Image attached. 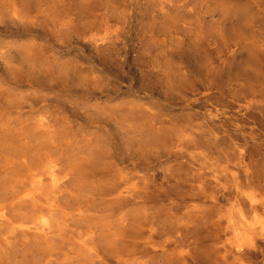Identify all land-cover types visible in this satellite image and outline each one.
<instances>
[{"label": "rangeland", "instance_id": "1", "mask_svg": "<svg viewBox=\"0 0 264 264\" xmlns=\"http://www.w3.org/2000/svg\"><path fill=\"white\" fill-rule=\"evenodd\" d=\"M15 1L21 3L23 17H0V84L20 97L25 114H49L71 125L70 131L109 144L114 140L110 113L116 107L133 109V150L114 140L117 149L104 152L108 167L133 181L129 264H163L164 248L186 246L194 240L200 250L197 258L211 253L210 238L203 240L202 218L188 217L186 212L205 208L209 214L212 170L219 149L230 156L227 146L236 139L246 142L258 157L264 156V107L259 105L264 101V56L251 73L237 49L240 46V53L242 47L244 53L249 32L227 31L224 39L213 40L208 36L211 33L197 39L192 29L186 35L180 28L170 31L161 16L155 22L158 16L152 18L154 12L143 0ZM247 2L240 0L239 5L245 7ZM159 21L163 23L156 25ZM161 24L164 29L161 26L159 31L156 26ZM104 31L110 32L108 42L98 43L94 36ZM256 32L259 40L264 39L260 36L264 31ZM4 47L17 49L25 60L8 56ZM254 73L258 78L251 89ZM252 95L257 99L245 109ZM96 109L102 115L90 118L88 113ZM215 129L224 137L222 147L212 140ZM118 208L127 211V202ZM181 216H186L185 223ZM171 217L176 218L175 226H182L178 236L169 232ZM190 222L193 225L185 232Z\"/></svg>", "mask_w": 264, "mask_h": 264}, {"label": "bare ground", "instance_id": "2", "mask_svg": "<svg viewBox=\"0 0 264 264\" xmlns=\"http://www.w3.org/2000/svg\"><path fill=\"white\" fill-rule=\"evenodd\" d=\"M145 1L154 12L152 18L158 16L154 18L155 22L161 16L170 31L192 29L197 39L206 33H211L208 36L212 39H224L227 31H248L244 53L242 47L239 53V45L237 49L238 55L244 54L246 70L251 73L264 56V39L259 40L255 35L257 30L264 31V0H248L245 7L239 5L240 0ZM5 15L22 18L21 3L6 0L0 4V17ZM158 23L163 22L156 25ZM68 25V22L64 23V26ZM161 26L164 29L161 24L156 26L157 30L160 31ZM109 37L110 32L104 31L95 34L94 39L98 43L108 42ZM187 39L192 43L190 35ZM197 39L194 44L199 41ZM3 50L17 61L25 60L17 49L4 47ZM257 78L249 80L251 89ZM261 85L264 86V82ZM253 95L245 109L256 101L257 96ZM0 97L3 98L0 108V264H129L133 252V181L108 167L104 152L117 149L114 140L121 147L133 150V109L121 111L116 107L117 110L110 113L114 140L113 144H108L93 135L70 131L71 125L59 122L49 114H25L20 97L1 84ZM260 103L264 107V101ZM90 113V118H98L102 110ZM221 135L216 133L212 138L219 147L223 146ZM235 140L227 146L230 156L227 157L220 148L215 160L209 214L205 208L186 212L188 217L195 214L202 218V229L206 234L203 240L210 238L212 251H207L211 253L197 258L200 250L198 241L194 240L186 246L164 248L163 259L159 257L163 264H264V156L258 157L246 142ZM124 200L127 211L118 208ZM185 218H181L183 223ZM168 220L172 237L180 235L182 226L174 225L176 218ZM187 224L185 232L193 225L192 222ZM257 257L262 258L260 263L255 261Z\"/></svg>", "mask_w": 264, "mask_h": 264}]
</instances>
